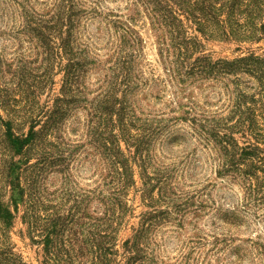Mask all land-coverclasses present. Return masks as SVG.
<instances>
[{
	"label": "rangeland",
	"instance_id": "obj_1",
	"mask_svg": "<svg viewBox=\"0 0 264 264\" xmlns=\"http://www.w3.org/2000/svg\"><path fill=\"white\" fill-rule=\"evenodd\" d=\"M59 1L0 0V58L5 63L14 64L13 68L17 64H23L29 84H32L31 90L36 85H41L38 76L45 65H42L40 71L37 69L41 57L38 58L29 38L30 33L23 28L26 20L22 16V10L26 7L37 17L47 16ZM73 1L76 3L75 10L79 12L80 22L79 27L73 30L74 35L78 46L83 50L88 49L86 55H89L90 63L84 75L85 90L75 93L77 103L66 106L68 111L61 124L60 132L66 142L63 143L66 146L65 152L73 150V153L67 158L64 163L66 167L61 171L45 172L42 184H46L49 191L53 192L61 188L65 175H68L74 193L79 191L76 193L89 194L91 203L86 209L75 212L77 216H82L80 221L85 224L73 225V231L66 230L64 237H69L74 232L70 238L76 234L79 236L77 243L86 242L89 232L94 231L90 218L101 217L105 211L103 200L114 197L113 192L117 187L109 182L111 166L89 136L86 120L95 96L107 88L106 79L112 74L110 67L115 62L119 41L114 22L128 20L140 37L134 61L139 79L126 95L128 101L124 102L127 109L125 119L129 122L128 128L132 133L139 131L137 128H143L147 121L153 123L156 130L150 143L140 150H137L134 143L128 148L125 141H121L122 150L134 172L135 184L123 188V196L117 197L119 202L126 204L127 209L123 214L119 211L116 213L121 214L122 220L113 245V254L108 255L111 258L108 264H127L130 253L124 248L125 242L128 239L134 241L133 236L143 229L145 231L140 242L143 251L133 264H264V201L259 199L247 203V184L239 171L219 173L222 166L218 146L199 133V122L193 119L201 115L229 113L231 97L227 88L229 85L226 84L234 85L228 81L229 77L234 78V74L224 78L174 76L162 63L159 31L139 3L134 0ZM251 49L264 55V40L253 44H239L236 41L204 39V52L211 54L214 59L234 58L247 54ZM60 63L56 65L53 81H48L41 89L36 88L37 96H30L35 99L31 104L33 108L43 109L41 119L46 118L45 112L53 108L57 98L63 96V90L72 94L77 86L74 85L69 90L71 86L66 82L67 70L65 66L60 67ZM66 63L65 57L63 64ZM6 75V79L12 78L11 72ZM240 76L244 81L242 88L248 95L258 92L254 76L247 72ZM9 84L13 82H4L1 87L13 91L14 87L8 86ZM24 87L23 85L18 91L28 98V90L25 93L22 91ZM14 95L20 99V103L11 98V106L6 109L0 103L3 117L17 114L25 104L19 94ZM115 95L123 98V89H118ZM26 110L22 109L16 117L19 118L20 113ZM28 130V124H22L17 129L24 132ZM235 136L240 139L239 144L244 145L240 135ZM4 146L0 139V167L5 165L3 159H13L14 162L24 159L23 154H12ZM35 161V158L31 159V163ZM12 172L4 171L3 181L0 180L1 199L16 215L8 230L9 241L13 245V251L21 254L27 264H47L44 240L38 235L32 236L28 232L27 222L22 219L27 204L19 198L13 187L15 174ZM158 172L162 174L160 180L154 179ZM147 175L153 179H148ZM147 181L154 184L149 191L153 194L152 201L148 191L143 189ZM163 189L168 195L170 192L173 195L175 193L170 203L169 198L161 196ZM173 202L175 203L172 204ZM72 203L68 201L67 206ZM117 207L119 210V206ZM48 209L53 212L51 208H43L42 213ZM66 224L64 230L69 224L71 226L68 221ZM89 250L88 246L80 254V258L75 259L74 264H92L94 254L89 253Z\"/></svg>",
	"mask_w": 264,
	"mask_h": 264
},
{
	"label": "trees",
	"instance_id": "obj_2",
	"mask_svg": "<svg viewBox=\"0 0 264 264\" xmlns=\"http://www.w3.org/2000/svg\"><path fill=\"white\" fill-rule=\"evenodd\" d=\"M134 2L143 7L144 12L157 27L162 63L170 74L180 77L202 75L215 78L234 74V78H228L234 85L226 84L229 85L227 88L231 97L229 113L201 115L193 119L199 122V133L218 146L222 166L219 173L239 171L247 184V203L259 199L264 201V55L257 54L251 49L247 54L234 58L214 59L211 54L204 52V39L236 41L239 44H253L264 40V0H134ZM75 6L73 0H60L52 12L46 14L47 16L38 17L30 13L26 7L22 10V16L26 20L23 28L30 33L29 38L38 58L41 57L37 69L40 71L42 65H45V69L38 76L41 85H36L35 89H41L48 81H53L52 76L60 61V67L65 66L67 70L66 82L71 86L69 90L77 85L74 92H70L72 94L63 90V96L58 97L53 108L45 112L46 118H40L43 116L41 107L34 109L31 105L37 94L35 89L31 90L32 84H29L23 64H17L13 68L14 64L5 63L0 58V103L4 109L11 106V98L20 103V99L14 95L19 94L25 104L18 111L27 109L20 113L19 118L16 117L19 112L13 116L7 114V117H3L0 112V139L5 144L4 148L12 154L24 156L22 161L3 159L5 165L3 164V168L0 167V180L3 181L2 176L6 170L15 174L13 187L17 190L19 198L27 204L22 219L27 222L28 232L32 233V236L35 234L44 240L47 264H74L75 259H79L80 254H83L88 246L91 249L89 253L94 254L92 264H108L111 261L108 255L113 254V245L117 240L118 227L122 220L120 215L127 209L126 204L119 202L117 197L123 196V188L135 184L134 172L122 150L121 141L124 140L128 148L134 143L137 150H140L150 143L156 127L147 121L143 128H137L139 131L135 133L128 128L124 102L128 101L126 95L139 79L134 61L140 37L128 20L114 22L119 41L115 62L110 67L112 74L106 79L107 88L95 96L86 125L89 136L111 166L112 175L109 182L116 184L117 187L113 192L114 197L103 200L105 211L101 217L90 218L89 222L91 221L94 231L89 232L86 242L77 243L79 236L76 234L70 238L74 232H71L69 237H64L63 233L66 230L73 231V225L85 224L80 221L82 216H77L75 212L86 209L91 203L89 194L76 193L79 191L74 193L70 187V177L65 175V172L64 183L60 189L50 192L46 184H42L45 172L61 171L66 167L64 163L67 158L73 153V150L65 152L66 146L63 143L66 142L60 132L61 124L68 111L66 106L77 103L75 93H82L85 90L84 75L90 61L89 55H86L88 49L83 50L78 46L77 37L74 35L73 30L80 24L79 12L75 10ZM65 57L67 63L64 65ZM9 72L12 78L6 79V73ZM244 72L257 80V93L248 95L242 88L244 81L240 74ZM4 82H13L8 86L14 87V90L1 87ZM23 85L25 87L22 91L25 93L26 89L28 90V98L18 91ZM121 88L124 91L123 98L115 95ZM31 95H34L32 99ZM22 124L29 125L28 132L17 131ZM235 134L240 135L244 145L239 144L240 139ZM238 155L241 157L238 158ZM32 158L36 159L33 163ZM20 163L24 165L21 166ZM147 177L153 179L148 175ZM161 177V172H158L154 179L160 180ZM144 186L143 189L148 191L152 201L153 194L149 191L154 184L147 181ZM98 191L102 192L101 189ZM160 194L169 198L168 203L175 195L171 192L168 195L164 189ZM68 201L73 203L67 206ZM43 208H51L53 212L48 209L42 213ZM117 211L121 214L117 215ZM14 219L16 215L14 216L0 196V264H27L21 254L13 251V245L9 241L8 230L12 227ZM67 221L71 226L69 224L64 230ZM144 231L143 229L135 234L134 241L128 239L125 242L124 248L130 253L127 264H133L140 258L143 251L140 242ZM32 240H35V237H32Z\"/></svg>",
	"mask_w": 264,
	"mask_h": 264
}]
</instances>
